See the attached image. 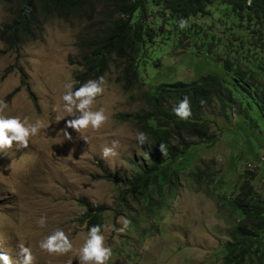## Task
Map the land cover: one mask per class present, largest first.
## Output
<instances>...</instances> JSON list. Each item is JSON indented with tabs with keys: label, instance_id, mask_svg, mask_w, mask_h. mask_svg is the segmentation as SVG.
<instances>
[{
	"label": "rangeland",
	"instance_id": "obj_1",
	"mask_svg": "<svg viewBox=\"0 0 264 264\" xmlns=\"http://www.w3.org/2000/svg\"><path fill=\"white\" fill-rule=\"evenodd\" d=\"M11 18L9 8L0 1V28ZM85 28L80 22L54 19L38 31L37 39L16 49L0 42V100L9 105L4 115L27 116L31 122L39 119L45 124L27 149L17 148L14 142L12 149L0 152V250L16 260L17 245L23 243L31 248L35 264H80L79 250L88 230L81 223L85 208L79 201H86L107 208L105 224L119 228L120 216L131 220L123 234L103 232L113 251L108 264H222L221 252L230 240L233 224L218 202L220 197L230 193L242 174L246 177L245 171L258 175L264 185V161L259 160L264 154V133L253 121L238 119L235 110L225 119L217 104L206 109V116L220 128L216 130L219 142L189 160V167L182 169V174L180 171L178 185L169 189L166 197L158 196L155 186L151 188L155 205L149 220H142L148 208L142 201L131 196L122 200L124 188L97 177L108 172L128 179L136 170L134 162L145 158L135 139L138 128L122 120L145 111V90L161 83L196 80L208 73L225 77L223 61L219 60L224 56L202 47L198 37L197 48L169 40L153 52L142 69L143 82L132 92L123 90L112 63L104 76L106 90L93 108L105 110L107 123L99 131L89 129L81 134L67 129L72 136L69 141L61 132L72 117L57 121L56 109L62 106L63 85L76 80L74 76L82 69L71 61L81 58L77 43ZM215 29L219 34L221 28ZM233 130L247 133L256 151L243 145L241 137H231ZM114 139L120 141L119 156L105 160L101 149L111 146ZM235 158L241 175L239 171L231 173ZM195 168L212 169L206 182L215 183L212 174L221 177L220 181L232 177L224 183H228V188L224 187L227 192L207 189L206 182L198 186L190 177ZM40 217L47 218L44 228L37 225ZM57 229H62L73 244L63 255L40 249V242Z\"/></svg>",
	"mask_w": 264,
	"mask_h": 264
},
{
	"label": "trees",
	"instance_id": "obj_2",
	"mask_svg": "<svg viewBox=\"0 0 264 264\" xmlns=\"http://www.w3.org/2000/svg\"><path fill=\"white\" fill-rule=\"evenodd\" d=\"M0 1L9 8L12 17L0 28V42L10 49L37 39L38 31L54 19L85 24V35L77 43L81 58L71 61L82 67L74 76L79 81L74 89L88 80L104 77L114 63L119 72L117 81L124 91L132 92L143 82L141 72L153 52L169 40L178 45L187 42L185 46L192 44L197 48L198 37L202 47L210 52L220 51L224 56L219 60L223 61L225 77L208 73L196 80L150 87L143 92L145 111L122 118L147 134L148 143L142 148L144 155L146 152L149 155L134 162L136 170L128 179L108 172L97 179L124 188L122 200L131 196L148 206L142 220H149L154 212L151 188L155 186L158 196L166 197L169 189L178 185L181 170L189 167V160L219 142L216 130L220 128L206 116V109L217 104L225 119L235 110L238 119L253 121L264 133V0ZM181 18L189 21L184 30L177 23ZM215 28H221L219 34ZM185 96L190 100L193 115L182 121L173 113V107ZM30 97L36 104V97L32 93ZM233 131L231 137H241L243 145L256 151L247 133ZM162 143L167 146V155L160 151ZM259 158L264 161V154ZM237 161L235 158L231 162V173L239 171L241 175ZM191 170L190 177L198 186L212 172V169ZM245 172L246 177L242 174V181L218 201L233 224L230 240L221 252L222 264H264V185L258 175ZM210 178L216 181L208 180L207 189L225 190L228 183H224L232 177L220 181L221 177L212 174ZM79 204L85 208L81 223L86 230L105 224L104 205L86 201Z\"/></svg>",
	"mask_w": 264,
	"mask_h": 264
},
{
	"label": "clouds",
	"instance_id": "obj_3",
	"mask_svg": "<svg viewBox=\"0 0 264 264\" xmlns=\"http://www.w3.org/2000/svg\"><path fill=\"white\" fill-rule=\"evenodd\" d=\"M177 23L181 30L189 26V21L184 18H181ZM78 83L79 81L71 80L63 85L62 106L56 109L58 113L56 116L57 121L72 117V119L67 120L66 129L61 132L66 140L69 141L72 140V136L67 129H72L80 134L89 129L99 131L109 119L103 108L93 110L97 98L102 96L106 90L107 81L105 78L101 76L97 79L88 80L74 89V85ZM8 108V103L0 100V152L12 149L14 142L17 148L27 149L30 139L38 135L41 129L45 128V124L39 119L31 122L30 117L27 116L21 118L19 116L4 115L5 110ZM173 113L182 121H187L192 117L191 103L187 96L173 107ZM82 137L87 140V137ZM135 139L141 147L148 143V136L144 132L138 131ZM159 147L163 155H167V146L162 143ZM119 148L120 141L118 139L112 140L111 146L102 147V158L108 160L118 157ZM148 155L149 153L146 152L145 157L147 158ZM14 163L13 161L11 166ZM46 223V217H40L37 220V225L40 228L46 227ZM117 223L121 227L116 228L114 225L97 224L88 230L84 237L83 245L79 250L80 264H108V261L113 256V251L110 246L106 245V238L103 232L115 231L117 234H123L129 228L131 220L126 216H120ZM81 235L84 234L82 233ZM17 247L19 259L14 260L6 251L0 250V264H35L36 257L31 248L26 247L23 243H19ZM72 248V241L62 229H57L40 242V249L49 254L63 255L71 251Z\"/></svg>",
	"mask_w": 264,
	"mask_h": 264
}]
</instances>
